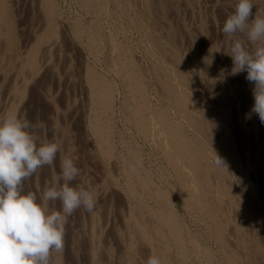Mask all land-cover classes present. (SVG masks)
Masks as SVG:
<instances>
[{"label":"rangeland","instance_id":"1","mask_svg":"<svg viewBox=\"0 0 264 264\" xmlns=\"http://www.w3.org/2000/svg\"><path fill=\"white\" fill-rule=\"evenodd\" d=\"M45 1L48 0H0V118L14 111L33 123H42L41 140L59 145L53 165L38 169L25 181V192H34L38 198L42 196L45 185H50L53 176L59 174L60 161L68 158L80 172L70 186L82 185L94 192L97 199L92 213L80 208L68 217L63 251L51 252V264H128L125 257L122 260L125 254L120 251L118 243L123 237L126 242L131 231V226L127 227L130 225L127 216L132 214L140 220L147 218L150 224L158 225L153 212L157 208L156 193L160 191L165 192V196L169 195L166 199L181 238L180 246H177L168 231L159 227L163 234L162 244L167 248L166 253L171 255L167 254L173 264H229L226 262L227 253L236 254L238 263L235 264H264V124L252 111L255 85L246 80V71L233 74V60L225 54L230 50L232 38L222 33L224 22L233 14L237 0H50L48 4ZM253 2L254 12L250 20L255 16L264 17V0ZM44 5L49 8L48 12ZM94 28L98 30V36L91 39ZM244 37L237 36L247 46ZM152 38L161 42L160 51L154 46ZM123 58L128 60L129 71L144 92L149 110L165 112L169 119L182 126L186 139L191 143L194 141L197 149L202 147L200 152L205 158L208 156L206 161L211 169V186L224 182V186L235 194L233 200L232 197H222L216 201L221 203L218 204L222 208L219 218L227 235L226 249L215 241L206 216L195 208L185 206L177 197L179 192L183 193L179 182L187 179L186 173L174 167L172 156L166 153V146L157 137L158 130L152 127V131L146 134L137 125L130 104L127 75L114 67L118 59ZM170 68L183 71V94L186 92L187 103L195 113L203 115L202 120H208L203 123L200 135L188 124L182 107L167 100L165 90L158 82L159 75ZM88 73L98 75L111 87L109 98L112 101L109 99L104 113L108 115L101 122L110 136L111 152L108 157L88 130L89 116L98 111L88 99L85 82ZM187 74L190 80L185 77ZM176 80L179 78L176 77ZM216 155L225 161L224 168L213 163ZM138 161L143 166L137 167L136 173L131 172L130 166ZM142 179L148 183V189L141 186ZM129 182H132L131 186ZM98 190L101 192L96 193ZM136 201L148 205L137 206ZM61 210L59 201L50 206V211ZM236 225L243 230L241 233L235 231ZM92 256L95 258L92 259ZM136 259L138 262L131 264H146L143 256Z\"/></svg>","mask_w":264,"mask_h":264},{"label":"clouds","instance_id":"2","mask_svg":"<svg viewBox=\"0 0 264 264\" xmlns=\"http://www.w3.org/2000/svg\"><path fill=\"white\" fill-rule=\"evenodd\" d=\"M253 7V0H237L222 33L232 38L225 54L233 60V74L246 71V80L255 85L252 111L264 124V17L250 20ZM238 35L246 37L247 46ZM43 126L14 111L0 118V264H51V252L63 251L68 217L80 208L92 213L97 204L90 190L70 186L80 172L68 158L60 161L59 174L45 185L42 196L25 192L24 182L38 169L51 167L59 151L57 143L41 140ZM214 163L225 167L217 155ZM142 166L138 161L130 171ZM56 201L62 210L50 211ZM146 264H161L160 257L152 254Z\"/></svg>","mask_w":264,"mask_h":264},{"label":"bare ground","instance_id":"3","mask_svg":"<svg viewBox=\"0 0 264 264\" xmlns=\"http://www.w3.org/2000/svg\"><path fill=\"white\" fill-rule=\"evenodd\" d=\"M222 2V1H221ZM229 2V1H228ZM34 3V2H33ZM50 3V0L45 1V4ZM137 3V2H136ZM224 3V2H223ZM27 4V3H26ZM115 4V3H114ZM166 4V2H165ZM173 4V3H172ZM184 4V3H183ZM233 4V3H232ZM101 5V4H100ZM137 5V4H136ZM45 7V11L49 10V8L44 5ZM116 7V5H114ZM129 6V5H128ZM157 6V5H156ZM201 6V5H200ZM219 6V5H218ZM231 7V6H230ZM83 8V7H82ZM162 8V7H161ZM100 9V7H99ZM119 9V8H118ZM130 9V8H129ZM169 9V8H168ZM232 9V8H231ZM158 10V9H157ZM187 10V9H186ZM217 10V9H216ZM194 11V10H193ZM48 12V11H47ZM98 12V11H97ZM137 12V11H136ZM217 12V11H216ZM254 12V10H253ZM46 13V12H45ZM99 13V12H98ZM134 13V11H133ZM204 13V12H203ZM221 13V12H220ZM41 14V13H40ZM256 14V13H255ZM259 14V13H258ZM46 18V17H45ZM156 19V18H155ZM164 19V18H163ZM113 20V19H112ZM35 21V20H34ZM54 21V20H53ZM3 22V21H2ZM98 22V21H97ZM100 22V21H99ZM138 22V21H137ZM139 23V22H138ZM225 23V22H224ZM97 24V23H96ZM167 24V23H166ZM54 25V24H53ZM99 25V24H98ZM153 25V24H152ZM164 25V24H163ZM187 25V24H186ZM127 27V26H126ZM161 27V26H160ZM164 27V26H163ZM13 28V27H12ZM112 28V27H111ZM183 28V27H182ZM4 29V28H3ZM95 29V28H94ZM78 30V29H77ZM179 30V29H178ZM192 30V29H191ZM204 30V29H203ZM7 31V30H6ZM42 31V30H41ZM40 31V32H41ZM165 31V30H164ZM163 31V32H164ZM174 31V30H173ZM43 32V31H42ZM115 32V31H114ZM149 32V31H148ZM1 33V32H0ZM48 33V31H47ZM60 33V32H59ZM153 33V32H152ZM162 33V32H161ZM219 33V32H218ZM2 34V33H1ZM10 34V33H9ZM118 34V33H117ZM155 34V33H154ZM159 34V33H158ZM214 34V33H213ZM130 35V34H129ZM164 35V34H163ZM6 36V35H5ZM10 36V35H9ZM8 36V38H9ZM98 36V30L95 29L92 31L91 33V39H96ZM123 36V35H122ZM121 36V37H122ZM152 36V35H151ZM176 36V35H175ZM197 36V34H196ZM143 37V36H141ZM140 37V38H141ZM171 37V35H170ZM177 37V36H176ZM37 38V37H36ZM156 38V37H154ZM229 38V37H228ZM231 38V37H230ZM245 38V37H244ZM41 39V38H40ZM85 39V38H84ZM187 39V38H186ZM44 40V39H43ZM108 40V39H107ZM125 40V39H124ZM230 40V39H228ZM246 40V39H244ZM144 41V40H143ZM153 44L155 47L159 48V51L162 49L161 47V42L158 40H155L152 38ZM2 42V41H1ZM7 42V41H6ZM39 42V41H38ZM51 42V41H50ZM57 42V40H56ZM228 42V41H227ZM9 43V42H8ZM115 43V42H114ZM126 43V42H125ZM2 44V43H1ZM10 44V43H9ZM91 44V43H90ZM100 44V43H99ZM128 44V43H126ZM165 44V43H164ZM8 45V44H7ZM48 45V44H47ZM117 45V44H116ZM131 45V44H130ZM166 45V44H165ZM201 45V44H200ZM9 46V45H8ZM18 46V45H17ZM31 46V45H30ZM36 46V45H35ZM99 46V45H97ZM111 46V45H110ZM109 46V47H110ZM145 47V46H144ZM143 47V48H144ZM148 47V46H147ZM152 47V46H151ZM198 47V46H197ZM36 48V47H35ZM45 49V47H43ZM47 48V46H46ZM54 48V47H53ZM126 48V47H125ZM42 49V48H41ZM109 49V48H108ZM127 49V48H126ZM146 49V48H145ZM154 49V47H153ZM174 49V48H173ZM176 49V48H175ZM3 50V49H2ZM61 50V49H60ZM158 50V49H157ZM156 50V51H157ZM224 50V49H223ZM227 50V49H226ZM1 51V50H0ZM9 51V50H8ZM35 51V50H34ZM38 51V50H37ZM41 51V50H40ZM111 51V49H110ZM145 51V50H144ZM181 51V50H180ZM5 52V51H4ZM18 52V51H17ZM122 52V51H121ZM149 53V52H148ZM171 53V52H170ZM62 54V53H61ZM79 54V53H78ZM97 54V53H96ZM107 54V53H106ZM183 54V53H182ZM31 55V54H30ZM44 55V54H43ZM49 54H47L48 56ZM118 55V54H117ZM124 55V54H123ZM25 56V55H24ZM29 56V55H28ZM111 56V55H110ZM173 56V55H172ZM213 56V55H212ZM13 57V56H12ZM36 57V56H35ZM43 57V56H41ZM49 57V56H48ZM108 57V56H107ZM174 57V56H173ZM198 57V56H197ZM230 57V56H228ZM47 58V57H45ZM68 58V57H67ZM154 58V57H153ZM167 58V57H166ZM200 58V57H199ZM202 58V56H201ZM231 58V57H230ZM6 59V58H5ZM25 59V58H24ZM168 59V58H167ZM19 60V59H18ZM23 60V59H22ZM173 60V59H171ZM200 60V59H199ZM231 60V59H230ZM111 61V60H110ZM109 61V62H110ZM128 61V60H126ZM125 61V58L118 59V61L115 63V68L118 72L123 71L125 72V74L123 73V75H127L128 81H129V88H130V92H131V103L132 104V110H133V115H134V119H136L137 125L139 126L140 130H142L144 133L149 134L152 127L156 128L158 130L157 133V137L160 138L164 145L167 148L166 153L168 152V154H170L173 158V165L174 167L178 168L181 171H184L186 173V177L187 179H185L183 182H179V187L182 189V192L176 191L178 193V198L181 200V202L185 205L188 206L189 208H195L197 210H199L200 212H202L204 214V216H206L210 227H211V232L213 234V237L215 239V241L218 243V245L221 248L226 249L227 246V242H226V238L227 235L226 233H224L225 231L222 228V224L220 221V210L222 208H219L218 203L217 204V200H221L222 197L229 198L232 197L231 199L233 200L234 197V193L233 191H231L229 188L227 189L224 186V182L220 183L218 182L217 184H215V187L211 186V182L209 181V177H210V166L208 165V162L206 161L207 157L205 158L203 153L200 152L199 149H197L193 142L191 143L189 141V139L184 136L183 134V130L181 129V127L179 125H177V123H174L175 121H172L171 119L168 118V116L165 114V112L163 111H157V110H153L150 111L148 105H147V99L145 101V96H144V92H142L141 87L138 85V83H136L137 79L134 80V75L132 73V71L129 69L130 68V64L127 63ZM227 61V60H226ZM33 62V61H31ZM150 62V61H149ZM20 63V62H19ZM108 63V62H107ZM151 63V62H150ZM157 63V62H156ZM175 63V62H174ZM201 63V62H200ZM6 64V63H5ZM129 64V65H128ZM154 64V63H153ZM3 65V64H2ZM1 65V66H2ZM41 65V64H40ZM150 65V64H149ZM202 65V64H201ZM16 66V65H15ZM14 66V67H15ZM21 66V65H20ZM27 66V65H26ZM109 66V64H108ZM133 66V65H132ZM147 66V65H146ZM154 66V65H153ZM159 66V64H158ZM157 66V67H158ZM32 67V66H31ZM86 67V66H85ZM138 67V66H137ZM150 67V66H149ZM161 67V65H160ZM4 68V67H3ZM43 68V67H42ZM80 68V67H79ZM133 68V67H132ZM153 68V67H152ZM163 68V67H162ZM165 68V66H164ZM163 68V69H164ZM9 69V68H8ZM26 69V68H24ZM135 69V68H134ZM154 69V68H153ZM27 70H28V66H27ZM84 70V69H83ZM142 70V69H141ZM178 70V71H177ZM21 71V69H20ZM26 71V70H25ZM137 71V70H136ZM160 71V70H159ZM186 71V70H185ZM14 72V71H13ZM16 72V71H15ZM71 72V71H70ZM88 72V71H87ZM151 72V71H149ZM153 72V71H152ZM165 72V71H164ZM192 72V71H191ZM143 73V72H142ZM158 73V72H157ZM183 73V71H180V69H171L168 70L167 72L159 75V79L158 82L161 84L162 89L165 90L166 96H167V100H170L172 102H174L176 105H180L183 109L184 112V116L188 122V124L196 131V133H198L199 135L203 132V123H206V121L208 120H202L201 116L203 117V115L201 114L198 115V113H195L192 108L190 107V105L187 103L186 98V92L185 95L184 93V88H183V83H184V77L181 76V74ZM224 73V72H223ZM245 73V72H244ZM17 74V73H16ZM97 74V73H96ZM99 74V73H98ZM178 74V75H177ZM53 75V74H52ZM141 75V74H139ZM157 75V74H156ZM155 75V77H156ZM215 75V74H214ZM221 75V74H220ZM15 76V75H14ZM20 76V74H19ZM86 77V84L88 86V99L91 103H93L95 106H97V113H91V115L89 116V126H88V130H90V132L92 133V135L95 138V142L97 141L100 145L101 150L103 151L104 155H106V157H108V155L111 152V146H110V136H109V132L107 129L102 127V121L103 118L105 117L106 113L105 111H107V106L109 105L108 101L109 99L111 100V98H109V89L111 87H109V84L107 82H105L101 77H99L98 75L95 76V74H91L88 73ZM176 77L179 78V80H176ZM187 79H191L188 74L185 76ZM209 77V76H208ZM238 77V76H237ZM203 79V78H202ZM19 80V79H18ZM83 80V79H82ZM193 80V79H192ZM125 81V80H124ZM136 81V82H134ZM186 81V80H185ZM216 81V80H215ZM187 83V82H186ZM225 83V82H224ZM128 84V83H127ZM158 84V83H157ZM159 84V85H160ZM188 84V83H187ZM239 84V83H238ZM215 85V84H214ZM128 86V85H127ZM201 86V85H200ZM20 87V86H19ZM16 88V87H15ZM128 88V89H129ZM157 88V87H156ZM159 88V87H158ZM161 89V88H160ZM16 91V90H15ZM82 91V90H81ZM86 92V91H85ZM159 92V91H158ZM162 92V91H161ZM124 93V92H123ZM126 94V93H125ZM128 94V93H127ZM155 94V93H154ZM129 95V94H128ZM182 95V96H181ZM19 96V95H18ZM165 96V95H164ZM200 97V96H199ZM229 97V95H228ZM42 98V97H41ZM126 98V97H125ZM129 98V97H128ZM205 98V97H204ZM214 98V97H213ZM12 99V98H11ZM39 100V99H38ZM112 101V100H111ZM169 101V102H170ZM126 102V101H125ZM168 102V103H169ZM215 103V102H214ZM217 103V102H216ZM82 104V103H81ZM172 104V103H170ZM9 105V104H8ZM93 105V106H94ZM128 105V104H127ZM173 105V104H172ZM200 105V104H199ZM151 106V105H150ZM157 106V105H156ZM196 106V105H195ZM203 106V105H202ZM201 106V107H202ZM8 107V106H7ZM11 107V106H10ZM129 107V106H128ZM173 107V106H172ZM85 108V107H84ZM131 108V107H130ZM155 108V107H154ZM170 108V107H169ZM14 109V108H13ZM162 109V107H161ZM166 109V107H165ZM176 109V108H175ZM216 109V108H215ZM8 110V108L6 109ZM131 110V109H130ZM214 110V109H213ZM223 110V109H222ZM87 111V110H86ZM125 111V110H124ZM166 111V110H164ZM198 111L200 112V110L198 109ZM217 111V110H215ZM221 111V110H220ZM94 112V111H93ZM178 112V111H176ZM110 113V111H109ZM118 113V112H117ZM201 113V112H200ZM205 113V112H204ZM213 113V111H212ZM217 113V112H216ZM222 113V112H221ZM104 114V115H103ZM210 115V113H208ZM223 114V113H222ZM108 115V114H107ZM106 115V116H107ZM132 115V116H133ZM218 115V114H217ZM128 116V115H127ZM176 116V115H175ZM213 116V115H212ZM217 117V116H216ZM224 117V116H223ZM132 118V117H131ZM173 118V117H172ZM204 118V117H203ZM211 118V115H210ZM129 119V117H128ZM133 121V120H132ZM184 121V120H183ZM205 121V122H204ZM232 121V120H231ZM177 122V121H176ZM212 123V122H211ZM258 123V122H257ZM208 124L210 125V123L208 122ZM207 125V124H206ZM208 125V126H209ZM104 126V125H103ZM207 126V127H208ZM134 127V126H133ZM206 127V126H205ZM212 127V126H210ZM255 127V126H254ZM137 128V127H136ZM248 128V127H246ZM261 128V127H260ZM52 129V128H51ZM241 129V128H240ZM155 130V129H154ZM261 130V129H260ZM53 131V130H52ZM61 131V130H60ZM156 131V130H155ZM258 131V130H257ZM142 132V133H143ZM227 133V132H226ZM155 134V132H154ZM187 135V134H186ZM194 135V134H193ZM58 136V135H57ZM89 136V135H87ZM148 136V135H147ZM188 137V136H187ZM193 137V136H192ZM92 140V139H91ZM160 141V140H159ZM221 142V141H219ZM209 144V143H208ZM222 145V144H221ZM199 146V145H198ZM93 147V146H92ZM165 148V149H166ZM224 148V147H223ZM219 149V148H218ZM204 150V149H203ZM231 150V149H230ZM205 151V150H204ZM232 151V150H231ZM135 152V151H134ZM161 152V151H160ZM230 152V151H229ZM113 153V152H112ZM132 153V150H131ZM211 154V153H210ZM227 154V152H226ZM135 156V155H134ZM212 156V155H211ZM141 157V156H140ZM168 157V156H167ZM136 158V157H135ZM214 158V157H213ZM222 158V157H221ZM114 160V159H113ZM209 160V159H208ZM231 160V159H230ZM244 161V160H243ZM242 161V162H243ZM225 162V161H224ZM234 162V161H233ZM110 163V162H109ZM129 163V162H128ZM214 163V162H213ZM124 165V164H123ZM233 165V164H232ZM127 166V164H126ZM235 166V165H234ZM124 167V166H123ZM173 167V166H172ZM140 168V167H139ZM228 168V167H227ZM127 169V168H126ZM142 169V168H141ZM234 169V168H233ZM243 169V168H242ZM130 170V169H129ZM164 170V169H163ZM215 170V169H214ZM222 170V169H221ZM226 170V169H225ZM124 171V170H123ZM127 171V170H126ZM137 171V170H136ZM139 172V171H138ZM148 172V171H147ZM219 172V171H218ZM129 173V172H128ZM136 173V172H135ZM180 173V172H179ZM182 173V172H181ZM153 174V173H152ZM144 175V176H143ZM142 176L145 177V174H143ZM182 175V174H181ZM184 175V174H183ZM213 175V174H212ZM211 175V176H212ZM234 175V174H233ZM128 176V175H127ZM131 176V175H130ZM139 177L141 175H138ZM165 176V175H164ZM170 176V175H169ZM174 176V175H173ZM185 176V175H184ZM225 176V175H224ZM102 177V176H101ZM138 177V178H139ZM150 177V176H148ZM176 177V176H175ZM219 178V174L217 176ZM170 178V177H169ZM217 178V180H218ZM231 178V177H230ZM131 179V178H130ZM146 179V178H145ZM145 179H142L141 186L145 187L146 185L148 186V183L146 184ZM151 179V178H150ZM107 180V179H106ZM109 180V179H108ZM107 180V181H108ZM127 180V179H126ZM139 180V179H138ZM148 181V179H146ZM180 180V179H179ZM212 180V179H211ZM220 180V179H219ZM227 182V179H225ZM106 181V182H107ZM110 181V180H109ZM124 181V180H123ZM133 181V180H132ZM137 180H135L136 182ZM178 181V180H177ZM229 181V180H228ZM100 182V181H99ZM103 182V181H102ZM138 182V181H137ZM149 182V181H148ZM132 183V182H131ZM129 182V186H131V184ZM154 183V182H153ZM220 183V184H219ZM103 184V183H102ZM229 184V183H227ZM241 184V183H240ZM104 185V184H103ZM110 185V184H109ZM139 185V183H138ZM172 185V184H171ZM97 186V185H96ZM107 186V184H105V187ZM146 186V187H147ZM153 186V185H152ZM159 186V185H158ZM157 186V187H158ZM238 186V185H237ZM124 187V186H123ZM140 187V185H139ZM142 187V188H143ZM115 188V187H114ZM141 188V187H140ZM171 188V187H170ZM173 188V187H172ZM105 189V188H104ZM109 189V188H108ZM111 189V188H110ZM122 189V188H121ZM135 189V188H134ZM145 189V188H143ZM148 189V187L146 188ZM164 189V188H163ZM234 189V188H233ZM159 190V189H158ZM167 190V189H166ZM95 191V190H94ZM128 191H130V188L128 189ZM149 191V190H148ZM148 191H145L146 194ZM101 191L98 190L99 193ZM114 192V191H113ZM124 192V191H123ZM141 192V191H140ZM144 192V193H145ZM173 192V190H172ZM175 192V193H176ZM94 193V192H93ZM95 193V194H96ZM116 193V192H115ZM138 193V192H137ZM142 193V192H141ZM149 193V192H148ZM165 193V192H164ZM162 193V191L156 193L157 196L155 198V202L157 203V208L156 210H154L153 214L154 217H156L155 220H157V224L158 225H154L152 222V224H150V221L148 222V219L145 218V220L142 218V220H140L139 218H135L134 216H132V214H129L131 216H127L129 217V224L127 227L131 226V231L128 233L127 236V243L124 241L126 239H122L119 240V246L121 248L120 251L123 250L124 252V256L122 258V260L124 259V257L128 260V264H131L132 262H138V260L136 259L138 256H143L146 260H148L149 256L152 254H156L157 256L160 257L161 260V264H173L171 262L172 259H169V256L166 253V249L163 246V234L160 231L159 227H164L167 231L169 236L173 239L172 241H174L175 245H179V236H178V232H177V226L175 224V220H174V216L171 212V210L169 209L168 206V201L166 199L167 196H169L167 194V196H165V194ZM176 193V195H177ZM106 194V193H105ZM151 194V193H150ZM101 195V194H100ZM117 195V194H116ZM126 195V194H125ZM149 195V194H148ZM99 196V195H98ZM143 196V195H142ZM145 196V195H144ZM141 197V196H140ZM121 198V197H120ZM124 198V197H123ZM130 198V197H129ZM128 198V199H129ZM214 198V199H213ZM147 199V198H146ZM144 199V200H146ZM152 199V198H151ZM178 199V200H179ZM238 199V197H237ZM112 200V199H111ZM122 200V198H121ZM120 200V201H121ZM124 200V199H123ZM131 200V199H130ZM134 200V199H132ZM139 200V198H138ZM137 200V201H138ZM142 200V199H141ZM143 200V201H144ZM169 200V199H168ZM113 201H115L113 199ZM119 201V200H118ZM137 206L139 204V206L141 205L144 206L143 202L141 203V201L137 202ZM223 201V200H222ZM225 201V200H224ZM227 201V200H226ZM229 201V200H228ZM238 200H236L235 202H237ZM122 202V201H121ZM179 202V201H178ZM180 202V203H181ZM219 202V201H218ZM231 202V201H230ZM233 202V201H232ZM234 202V203H235ZM107 203V202H106ZM113 203V202H112ZM134 203V202H133ZM134 203V204H136ZM146 203V202H144ZM179 203V204H180ZM109 204V203H108ZM111 204V203H110ZM116 204V203H114ZM128 204V203H127ZM237 204V203H235ZM240 204V203H239ZM102 205V204H101ZM148 205V204H147ZM146 205V206H147ZM170 205V204H169ZM229 205V204H228ZM250 205V204H248ZM51 206V205H50ZM134 206V205H133ZM144 206V207H146ZM105 207V206H103ZM110 207H113L112 205ZM151 207V206H150ZM233 207V206H232ZM231 207V208H232ZM237 207V206H236ZM243 207V206H242ZM117 208V207H116ZM134 208V207H131ZM139 208V207H138ZM183 208V206H182ZM96 209V208H95ZM106 209V208H105ZM110 209V208H109ZM143 209V208H142ZM149 209V208H148ZM152 209V207H151ZM185 209V208H184ZM230 209V208H229ZM238 209V208H237ZM249 209V208H248ZM256 209V208H255ZM176 210V209H175ZM174 210V212H175ZM106 213V210H104ZM121 211V210H120ZM130 211V210H129ZM184 211V210H183ZM251 211V210H250ZM103 212V211H102ZM109 212V211H108ZM149 212V211H148ZM151 212V211H150ZM191 212V211H190ZM189 212V213H190ZM120 213V212H119ZM96 215V214H95ZM111 215V214H110ZM119 215V214H118ZM139 215V214H138ZM137 215V216H138ZM143 215V214H141ZM239 215V213H238ZM125 216V215H124ZM194 216V215H193ZM241 216V214H240ZM96 217V216H95ZM94 217V218H95ZM243 217V216H242ZM89 218V217H88ZM93 218V220H94ZM119 218V217H118ZM117 218V219H118ZM122 219V217H120ZM119 218V219H120ZM105 219V218H104ZM109 219V218H108ZM147 219V220H146ZM225 220V219H224ZM82 221V220H81ZM95 221V220H94ZM119 221V220H118ZM121 221V220H120ZM181 221V220H180ZM125 221V223H128ZM234 222V221H233ZM239 223V221H236ZM242 222V221H241ZM95 223V222H94ZM123 223V222H122ZM235 223V222H234ZM237 223V224H238ZM246 223V222H245ZM115 224V223H114ZM98 225V224H97ZM122 225V224H121ZM235 225V224H234ZM81 226V225H80ZM112 226V225H111ZM98 227V226H97ZM126 227V229L129 231V229ZM81 228V227H80ZM121 228L123 229V227L121 226ZM225 228V227H224ZM97 229V228H96ZM83 230V229H82ZM91 230V229H90ZM110 230V229H108ZM125 230V228H124ZM209 230V229H208ZM229 230V229H228ZM113 231V230H112ZM163 231V230H162ZM235 231L241 233L243 230L241 229L240 226H235ZM84 232V231H83ZM107 232V231H106ZM117 232V231H116ZM125 232V231H124ZM127 232V231H126ZM185 232V231H184ZM188 232V231H187ZM96 233V231H95ZM164 233V232H163ZM251 233V231H250ZM254 233V232H253ZM88 234V233H87ZM119 234V233H118ZM208 234V233H207ZM263 234V233H262ZM110 235V234H109ZM112 235V234H111ZM120 235V234H119ZM100 236V235H99ZM233 236V235H232ZM90 237V236H89ZM95 237V236H93ZM101 237V236H100ZM166 237V236H165ZM99 238V237H98ZM103 238V237H102ZM114 238V237H113ZM118 238V237H117ZM116 238V239H117ZM257 238V237H255ZM83 239V238H82ZM89 239V238H88ZM94 239V238H93ZM230 239V238H229ZM77 240V239H76ZM96 240V239H95ZM101 240V239H100ZM105 240V239H104ZM191 240V239H190ZM231 240V239H230ZM70 241V240H69ZM85 241V240H84ZM90 241V240H89ZM76 242V241H74ZM73 242V243H74ZM79 242V241H78ZM81 242V241H80ZM96 242V241H95ZM100 242V241H99ZM103 242V241H102ZM113 242V241H112ZM193 242V241H192ZM254 242V241H253ZM126 243V244H125ZM182 243V242H181ZM194 243V242H193ZM90 244V243H89ZM96 244V243H95ZM127 247H124L125 245H127ZM249 244V243H248ZM185 245V244H184ZM242 245V244H241ZM104 246V245H103ZM238 246V245H237ZM85 247V246H84ZM91 247V246H90ZM100 247V246H99ZM131 247V249H130ZM171 247V246H170ZM194 247V246H193ZM235 247V246H234ZM240 247V246H239ZM116 248V247H115ZM177 248V247H176ZM179 248V247H178ZM197 248V247H196ZM84 249V248H83ZM89 249V248H88ZM91 249V248H90ZM101 249V248H100ZM99 248L97 250H100ZM235 249V248H234ZM85 250V249H84ZM104 250V249H103ZM118 250V249H117ZM180 250V249H179ZM186 250V249H185ZM116 251V250H115ZM240 251V250H239ZM258 251V250H257ZM70 252V251H69ZM98 252V251H97ZM168 252V251H167ZM174 252V251H173ZM179 252V251H178ZM207 252V251H206ZM90 253V252H89ZM121 253V252H120ZM262 253V252H261ZM72 254V253H71ZM111 254V253H110ZM140 254V255H139ZM211 254V253H210ZM95 255V254H94ZM123 255V254H122ZM170 255V254H169ZM175 255V254H174ZM177 255V254H176ZM202 255V254H201ZM227 255V260L226 262L229 264H235L236 262L238 263V257L236 256V254H226ZM55 256V255H53ZM90 256V255H89ZM171 256V255H170ZM187 256V255H186ZM197 256V254H196ZM207 256V253H206ZM214 256V255H213ZM258 256V255H257ZM260 256V255H259ZM91 257V256H90ZM95 258L92 256V259ZM111 258V257H110ZM121 258V257H120ZM187 258V257H186ZM209 258V257H208ZM208 258L206 259L208 261ZM261 258V257H260ZM88 259V258H86ZM98 259V257H97ZM108 259V258H107ZM214 259V258H213ZM63 260V259H61ZM216 260V259H215ZM255 260V259H254ZM261 260V259H260ZM180 261V260H179ZM210 261V260H209ZM218 261V260H217ZM245 261V260H243ZM125 262V260H124ZM147 262V261H146ZM206 262V261H205ZM122 263V262H121ZM127 263V262H126ZM219 263V262H218ZM92 264V263H91ZM96 264V262L94 263ZM113 264V263H112ZM135 264V263H134ZM139 264V263H138ZM142 264V263H141ZM175 264V263H174ZM210 264V263H209ZM246 264V263H245Z\"/></svg>","mask_w":264,"mask_h":264}]
</instances>
